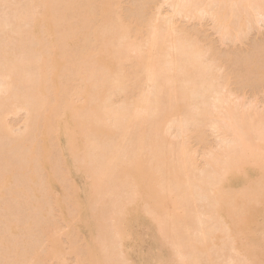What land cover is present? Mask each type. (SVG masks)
<instances>
[{
  "label": "bare ground",
  "instance_id": "1",
  "mask_svg": "<svg viewBox=\"0 0 264 264\" xmlns=\"http://www.w3.org/2000/svg\"><path fill=\"white\" fill-rule=\"evenodd\" d=\"M12 1L17 2V0H0V75L4 74V79L8 80V82H6L7 86H5V94L3 92L4 88L1 90L4 95H2L0 91V145L4 146L7 144L6 146L8 147L11 144V146H9L7 150H5L6 146L5 148L2 147L3 149L0 150V264H29L30 262L33 264L45 263L44 259H46L47 257L40 255L38 250L35 249L37 247V245L35 244H40V242L48 235V226L45 225L49 221L48 215L50 214L54 206L61 209L60 214L63 217V220L68 223L69 226H74V231H72V233L70 234V240L75 246L74 250L76 251V253L78 252L77 247L79 246V244L77 242H79V239L80 243L83 242V244H81L80 246L84 249L79 246L78 250H83L82 252H84L85 250L87 251L81 253L80 256L83 255L84 257H88L92 260V264H109L111 262L114 264H130L131 261L134 262H131V264H146L144 263L145 260L137 255L138 253L136 251L131 249V247L133 246L137 247L136 244L138 243L136 242V239L137 241H139V237L141 235V233H136L135 231H132L133 233H129V231H131L132 229L131 227H133L129 224V215L130 211L132 212L135 209L138 210L135 207L136 205L133 206L134 204H137V201H143L146 203H143L145 204V209L142 212H145L149 217H151V221H153V223H155L157 227V233L160 235L162 243H164V246H166L170 251L168 253V256H164L162 257V259H158L159 261H161V263L200 264V261H202L203 263H201L205 264L208 263L207 260L209 259L210 264H215L214 261L211 260V258H213L215 254H220L224 251H222V249L219 251V249L215 247V244L218 245L217 241H219L218 243H220L221 240L222 242L224 241L222 238L219 239V234H222V232H228L227 235L230 236L229 234H231L234 224L232 222V219L226 214V212L222 210V213H218L217 211H219L220 209L215 206L216 208L214 210V206H212L211 208L208 203L211 204L210 202H215L217 199H221L222 201L226 200L227 198L225 199L224 197L227 196L226 194H228L229 191H232L234 194H237L238 192L240 193L242 190H244V188L248 187L249 181L253 178L254 172H262V167L264 166V164H260L262 167L259 165L262 169L261 170L259 166H256L258 164L252 165V162H264V113L260 112L261 110L255 111V116L253 117L254 119H252L254 120V123L252 121V124L250 125L249 123L248 125V122H246L244 119L246 118L245 114L240 115V109L238 113L236 111L237 106L233 107L232 101V105L229 103L230 98L228 97L231 96H229L228 94V96L226 97L227 93H223L222 90L218 91V88L215 89V81L217 83L220 81V75L217 70H215V66L213 67L209 62L208 64L207 62H205L206 60L203 61V58L205 59L206 57L203 56L205 54L200 50V48L195 45L198 48L196 49L195 47L194 49V43L193 45L192 42L190 45L188 44L190 42L185 43L188 40L185 39V41L184 38L181 39L182 37L180 38L175 33L174 36L177 35L178 39L176 37L175 39L174 36H170V34L173 35V33L171 32L169 35L162 34L164 29L162 30V33L160 32V30L163 27L159 25L158 28V24L154 21L157 26L154 25L155 27H152L153 29L150 30L151 34H148V36H150L149 38L147 37L148 39L145 43L148 44V47L152 52H154V50L156 51L157 49V52L160 50L162 52V49L165 52H169L167 55L166 53H164L165 55L162 53L165 56L162 57L160 52H154L153 55L152 52L148 50V52L150 51V54H152V56L148 57V61L146 60L147 65L144 69L147 75V81H145V85L146 83L148 85V87L146 88V93H143V95L142 92L140 95L135 94V99L136 95L140 96V98L137 97L139 101L136 100L138 101L136 103L139 104H137L138 106L135 107V109L133 108L134 105H131V110L130 106H127L128 104H125V106L123 105L125 108L123 109V111L122 109L121 111H119L120 107L118 109H113L114 112H116L117 110L119 111H117V115L114 114V117V115H111L113 113H110L108 110L104 111L106 108L105 102L106 99L107 102L109 101L107 98V93L108 90L110 92L111 86L109 87L108 84H110L111 78L114 79V77L117 76L116 62L119 54L122 53L120 51H122L123 49H120V47L118 54H116V50H118L117 43L119 44L122 39H124L123 33L125 32L121 33V41H118V36L120 34H112L113 31L111 30L113 29L107 26L98 29V26L96 25V17L98 14L102 19H107L112 13L111 0H56L57 2H59L57 3L55 1L51 5L48 4L47 0H18L19 3H17L19 5L20 1L21 3L24 2L23 5L21 4L22 7L17 5V8H9V6L13 4ZM145 1L146 0L142 1V3L139 2V6H143L144 4L146 5L145 7L140 6V10H142V8L145 9L150 6V0H147L146 3ZM194 1L196 2L197 0H166V2L172 3L171 8L175 10V13L177 15H182L183 7H185V5L194 3ZM234 1H232V3L230 2V4L232 5ZM237 1L234 2L236 3V5L239 3ZM247 1L249 2L247 3ZM247 1L244 4L247 3V5H249L251 0ZM148 2L149 5L147 4ZM212 2L214 4L216 0H212ZM225 2L223 3V0H219L218 4L222 3L224 4V7L228 6V2ZM252 2L256 3V0H252ZM262 2L264 1L262 0ZM8 3L11 4L8 5ZM240 3L238 5H241L242 7V5L244 4ZM197 4L194 3V5ZM204 4L206 5L205 7L208 8V4ZM220 4L214 5L220 7ZM251 4L253 8L256 7V4L255 7L254 3ZM259 4H261V0ZM211 5L212 3L210 4V8ZM262 5L264 4L262 3ZM258 6L259 8L261 7L260 5ZM3 7H5V9L9 8L10 12L8 13V9H6L7 13H4ZM224 7L221 6L222 9ZM232 7L235 11V7ZM251 7L250 9L252 11ZM37 8H41L42 10L39 15H37L35 12V9ZM134 8H137V12L135 11V13L137 15L140 14L139 16H143V18H145V14H149V12L145 13L146 9L144 11H140L137 5ZM221 8L219 10H221ZM227 8L229 9V7ZM236 8L242 10L240 6H236ZM248 8L247 6L245 7L246 10ZM135 9L131 8V10ZM228 9L226 10V12L232 10ZM245 9V14L246 12L250 11L249 9L248 11H246ZM189 10L191 11V9ZM225 10L222 11L225 12ZM241 10H239L240 13H242L243 11ZM255 10L256 8L253 9V11ZM259 10L264 13V10H262V8ZM146 11H148V9ZM234 11L232 10L233 14H235ZM255 12L258 13L257 10ZM261 12L259 13V15L255 16L257 17V19L263 14H261ZM184 13L186 14V11ZM240 13L238 12L237 14ZM57 14H60L64 18H68L70 20L74 19V17L77 18L80 22L81 27H72L70 24H68L67 27L60 26V34L57 39L56 35L54 34L53 26L50 23L52 19H55ZM148 14L146 15V17L148 16ZM207 14L209 15V13ZM247 14L249 16L252 15H250V12ZM153 15L156 16L155 14ZM153 15L152 17H154ZM161 15L162 14H158V16ZM253 15H255L254 12ZM263 17L264 16H262V18ZM218 18L219 20H222V16L217 17L216 20H218ZM224 20L226 23V17H223V23ZM156 21L158 20L156 19ZM169 21H166V24H169ZM225 23L224 25H226ZM221 24L222 22L219 24L220 27H223V25L221 26ZM234 24L233 26L232 23L231 25H229L233 28H236L237 26H235L236 24ZM229 25H227L229 28L227 26L225 27L232 30ZM25 27H27L26 31L28 28H30L28 29V32H22L23 28L25 29ZM108 28L111 33H109ZM219 29L221 30V28ZM226 29L223 28L222 30H225L226 32L228 30ZM172 30L173 29L171 28V30L169 31ZM230 30L228 31V33H231ZM106 33H109V36L111 34L115 35H111L112 38L118 35L116 37L118 38V40L112 39V50H109L110 46H108L107 48L105 46L107 45L106 40H109L111 38V36L108 37V34L106 35ZM222 34L224 35V32ZM225 34H227V32ZM16 35L17 37H19L16 38ZM43 35H45V37H52L50 48L51 51L49 49L47 53H45L43 49ZM124 36L126 38V35ZM91 37L93 38V42L91 40ZM81 38L85 41V43L83 45L76 46L75 44L79 42ZM112 40L110 39L109 41L111 42ZM114 41H117V46L115 45ZM166 42L167 44L169 43V48L167 50H165V46H163V43L165 45ZM97 43L102 44V46L99 45L98 47L101 46V48H97L95 50V48L97 47L95 44ZM93 45L95 46V48H92ZM135 45L133 46L135 50H137L139 47L141 48L140 45L136 49ZM115 46L117 49L114 51L113 49H115ZM121 46L125 47L126 45L124 46L122 43ZM160 46L164 48H158ZM198 49L200 50L199 52L196 51ZM65 51H69V53H72V56L70 55V57L72 58L73 62L78 65V69H73L72 72L76 73L78 76L77 78L85 84V88L83 89V91H81L83 101L76 106H71L72 103L67 102L63 108L61 115L60 112L56 110V107L59 105V101L56 102V107L52 108L50 110V113L46 111L45 118L43 119V125L41 126V133L45 138V142L41 147L37 148V143H32L31 145H29L28 139L26 137H22L21 139L17 138L13 142V144H8V141L6 142V138L10 137V131H8L9 126L7 124H4L6 120H3V117L12 111H16L19 109L26 110L29 114L28 121H26L27 127H30L31 131L35 127L37 128L36 130H39L40 122L37 118L41 115L43 97L48 95L46 77L47 70L48 68H51L50 91L52 94H55L57 96L59 89L57 77L60 72V67L64 63L63 60L65 59L64 56L62 59L61 53H65ZM85 51L87 52L85 53ZM128 51L131 52L132 56V52L134 50L131 48L128 49ZM139 51L140 49L135 52V54L138 53L136 54L138 58L140 56H144L141 55ZM115 54L117 55V59ZM122 54H125L124 51ZM136 55L135 57L137 59ZM200 57L202 61L200 60ZM142 58L145 59V57ZM199 61L201 63H199ZM202 62L211 65V68L210 66L208 67ZM259 63L261 65L262 62L259 61ZM257 66H259L258 63L256 67ZM213 68L214 71H216L215 73H217L216 75H214V73L212 74ZM40 69H42V71ZM43 71L45 74L43 73ZM3 76L1 75L2 78ZM198 76H200L201 78H199ZM195 77H198V79H195ZM263 77L264 73L263 76L259 78L260 81L262 79L261 86H263L264 84ZM200 79L201 81L198 83L197 81H199ZM215 79L219 80L217 81ZM68 80H66V82ZM115 81L118 82L120 81V79ZM260 81L257 80V83L259 82L258 87H260ZM138 82L139 81H137V84ZM217 83L216 85L219 86L220 84ZM224 87L225 86H222V88ZM210 93L212 94V96H208L211 95ZM208 97H210V99L212 97V99L208 100ZM191 100H195L197 102L195 103L193 101L191 103ZM190 106L192 107V110L187 113ZM186 109L188 110L186 111ZM236 113H238V115L240 116H238ZM107 115L109 116V118L111 116L113 118V122L111 120L112 118L109 119V122L111 120V124L109 122L106 123V120H104V116L106 117ZM116 116L117 119H115ZM196 116H201L203 118L199 119L201 117H198L199 120H197L195 118ZM194 118L198 121V123L203 122L207 124V121H212V127L216 128L217 132L227 131L229 130L228 128H230L229 132H224V135H222V133H218L222 136H225L227 133L225 137H227L228 134L230 137L232 133L233 136L231 135V137H233L234 139L230 137L231 142L229 141V143L227 140L228 137L225 138V144L228 143L232 145V141L234 140V144H236V147L238 148L237 150L240 151L241 156L246 159L245 166L244 162H239V158L241 156L239 157L240 154H237L238 151L232 149L234 144L232 145V147L223 144V146L225 145V147H227L225 148L222 146V149L224 148L223 150H221L222 152H219V155L213 154L215 155V157L213 158V156H211V161H209L210 159L208 160V163L212 167L213 171L210 170L211 173H209V179L206 178V176L208 177V175H204V180H206L201 181L203 180L201 179L199 182L200 184H202L203 182L205 183L207 181L206 184L209 183V187L212 186L216 188L214 191H216L217 193H214L219 195L218 198L216 195L217 199H214L213 196L215 194L213 193L212 189V193H210V195L213 194L211 196L213 200L209 201L211 200V198L208 200H204L208 205L206 207H210L215 211L211 214L209 213L211 209L206 213L207 209L205 208V206H200L196 202V198L193 199V201H195L192 204L190 202L191 199H188L187 196L180 194L181 192L179 190H181L182 187H185L190 182V175H188L190 172L189 169H186L190 167L191 164L186 161L181 166L182 162H179L180 164L178 166L180 169L178 168V166L175 169V164H172V162L170 164V160L172 159L173 155L174 159L177 158L176 160H179V158L181 157L180 161L182 160V158L183 161L187 160V158L185 159L186 155H184L186 153L185 148L183 147L184 144L181 143V149H179L180 145L179 147L178 144L176 146V142L173 143V140L169 139V135L172 133V130L169 131V129H174L173 127H175L176 124H179L177 128H180L181 126V129L185 130V128L187 129V126L185 128L184 126L188 125V122H192ZM204 119L207 121H203ZM200 120L202 121L200 122ZM116 121L117 123L115 124H117V131L114 130L112 132L113 129L111 130V128H107V126L112 125L113 127L115 124L112 123ZM197 121L195 123H197ZM241 121H244L246 124L241 125L242 123H244L242 122L240 124ZM131 122H134L132 123L133 125L135 124V130H132V132L130 131V128H133V126H130ZM105 123L106 125H108L106 126ZM210 124L208 123V125ZM128 126L130 127L129 129ZM148 126L150 127L147 130ZM116 128L114 127V129ZM105 129H108V132H110L109 130H111V132L109 134H105ZM252 129L254 130L252 131ZM127 132H131V135L127 134ZM181 132L182 130L180 131V133ZM103 134L105 135L103 136ZM126 134L130 135V138L127 137V139H129L128 141L126 140ZM102 137L103 139L105 137L107 141L105 140L106 142H104L102 140ZM130 139H132L131 143L129 142ZM121 141L124 142V146L127 141L125 146L126 149L123 145L121 146ZM129 143L131 144V146ZM128 145L130 147H127ZM123 147V151L126 150V152L121 151ZM175 147H178V150L180 151L178 152L177 149L175 150ZM119 152L121 153V155L119 154ZM145 152H147L148 155L147 159H144L145 154L143 158L141 157ZM180 153L182 154L181 156H179ZM175 155H177L176 158ZM41 156L43 159V163L42 166H40V168L38 169L40 172L42 168V171L39 173L40 175L38 177L34 173H32L31 175L28 170L30 167H34L32 159H40ZM118 157L119 161L120 159L121 161L115 164L114 162ZM246 157L248 158L251 166ZM253 157L255 158L254 161ZM244 159L242 158L240 160ZM256 159H260L261 161L256 162ZM250 160H252V162ZM116 162H118V160ZM126 163H129L128 166L126 165ZM247 164H249L250 167H247ZM172 165L174 166L171 167ZM170 168L174 171L176 170V173L170 170ZM182 168H184L187 172L185 173L187 175H183V177L186 176L187 179L186 177L181 178L180 171L183 170ZM44 169L46 170V172H44ZM33 170L34 168H32V171ZM156 170L158 172L160 171L162 175H160V172L157 174ZM164 171H166L168 177L166 176ZM210 171L208 170V172ZM240 171L242 173H240ZM171 172H173L174 174H172ZM205 172V174H207V168ZM126 174L130 175L128 176V178L130 177L128 179V183L123 182L125 181V178H127ZM156 174L160 175L161 177L165 176L164 179L169 181V183L163 181V178H159L161 180L160 181L158 179L159 176L157 177ZM263 174L264 170L261 175ZM155 175L158 179L157 182H154V180H156ZM123 176L126 177L122 178ZM180 178L182 180L184 179L186 185L183 183H179L181 182ZM263 178L264 176L262 177V179ZM17 179L20 181H18ZM122 179L124 180L122 181ZM171 179H176L175 181H178L175 186H182L179 187L178 190L180 192H178V197L180 200L182 199L181 202L180 200H178V198H171V196H173V191L175 193V196L177 197L175 191L177 187H173L175 181L173 182V180ZM131 182H133V184ZM153 182L159 184L158 186H160L161 190L159 188H149L158 187L156 184V186H152ZM122 183H126L129 186L128 188V186L126 185L128 189L126 188V186H121V188H123L122 190L125 191L127 189L126 191H130L131 194L130 192L128 193L125 191L127 194H124L123 192L122 194L125 195V198H123V201V195H120L122 200L121 202L119 194H117L118 191H116L115 193L114 190L119 186L118 190L122 191L120 188V185H123ZM129 183H131L130 185L132 187L129 185ZM164 183H167L166 189H164ZM204 183L203 185H198H200L202 188L203 186L205 187ZM262 184H264V180ZM189 186H191V182ZM170 187H172V192L170 191L172 194L169 192L166 193L165 191L167 189H170ZM207 189L208 190L206 191V194L204 193L205 190L201 189V192H203L202 194L205 197L209 198V196H207L209 193L207 192L211 188L209 189L207 187ZM54 191H57L56 198L54 197ZM163 193L167 194V198L170 199L168 200L171 204L168 203V206H165L168 200L166 199V203L165 201H163V199L165 200L166 198L165 194ZM51 194L53 196V202L51 201ZM168 194L171 195L168 197ZM162 195L165 198L162 197ZM179 195H182L184 197H180ZM222 196L224 199H222ZM127 197H129L130 200ZM185 197L190 201H187ZM205 197L204 199H206ZM126 198L130 202L128 200H125ZM184 198L185 200H183ZM21 200H23V204L22 202L21 205L15 204L17 202L20 203ZM174 200H176V202H180L177 203L179 204V206H175V204L173 203ZM11 201L13 206L10 203ZM125 201L127 204H125ZM228 201L229 200L221 202L218 200L217 204H219L217 206H220V203L228 205ZM195 203L196 205L198 204V206L194 205ZM190 204L194 205L195 207L193 206V208L191 209L190 206L192 205ZM19 205H23L24 210H21L22 207L16 208ZM170 205L175 206V209L174 207L171 208ZM212 205L216 204L213 203ZM176 207H180L182 209H179L181 211H179L180 213L178 212ZM200 207H202L205 212ZM195 208H197V210ZM15 209H17L18 214H16V211L12 212ZM109 209H112L110 213L113 215V218L109 216L110 214H108V212L110 211ZM213 210H211V212H213ZM226 210L227 209L225 208V211ZM22 211L25 212L26 216L23 214L24 212L22 213ZM11 212L15 213L16 215H20V213H22L24 217L21 215L20 217L16 216ZM103 212L106 213L105 216H103ZM136 212L137 211H135V213ZM205 214H207L208 219ZM209 216L210 219H214V222H212L214 224V228L213 226L211 227L213 229L209 227V225L213 224L207 223L209 222L207 221L209 220ZM241 216L242 218L245 216V211L241 212ZM38 218H40V221H48H46V223H43L45 224L43 225V221L40 222ZM108 218H110L108 220L109 223L107 221ZM204 220H206L207 222ZM137 221V225H139L138 223L140 220ZM111 223H113V225ZM82 228H85L86 231L84 233L83 240H81L80 238V231ZM109 234H113V236L108 237L110 236ZM190 234H193L194 237L192 238ZM114 235L117 239H112L113 243L115 240H118L115 241L118 243L112 245V240L110 241V238H113ZM188 235L191 237V239L190 237H188V239H190L189 241L187 237H185ZM225 235L226 234H224L223 236ZM215 236H218L219 240H213ZM211 239L213 240V242L216 241V243L214 242L213 244ZM233 241V251L235 249H238L240 251L239 248L235 247L236 241L234 240V238ZM227 242L231 243V241L229 242L228 240ZM223 244L229 245L225 244L224 242ZM223 244L220 243V247L224 246ZM82 245H84V247ZM228 248L230 247H224L226 251L228 250ZM213 249H216L219 252H214ZM211 253L214 254L212 255V257H210ZM123 254H125L126 256ZM205 255L208 258L207 259L205 257L206 260L203 259ZM119 256L121 257V259ZM122 256H124L123 258L126 257V262L122 261ZM199 256L203 260H201ZM128 260L130 262H128ZM229 260L230 263L229 261H227L229 264L237 263V261L235 262L236 259H233L232 256L231 259L229 258Z\"/></svg>",
  "mask_w": 264,
  "mask_h": 264
},
{
  "label": "rangeland",
  "instance_id": "2",
  "mask_svg": "<svg viewBox=\"0 0 264 264\" xmlns=\"http://www.w3.org/2000/svg\"><path fill=\"white\" fill-rule=\"evenodd\" d=\"M21 1H23V0H21ZM21 1H20V5L18 4L19 3L18 0H17L18 3L12 1L13 2L12 5H10L11 3L10 4L8 3V5H10L9 8L10 7L11 8H13V7L17 8L16 7L17 5L22 7L24 2L21 3ZM55 1L56 0H47L49 5H51ZM142 1H144V0H142ZM142 1L141 0H111L112 13L110 14V16L107 19H102L101 16L98 14L97 17H96V25L98 26V29L107 26V27L113 29V30L110 29L111 31L114 32V33L112 32V34H115V33L118 34V35L120 34L119 36L117 35L119 37V40H118V38H116L117 36L112 38V36H115V35L111 34L112 35V36L110 35L111 36V38H110L111 40L112 39H116L118 41H121V39H120L121 33L125 32L123 34L126 35V38H125V36L122 34L124 39H122V41L119 44L122 45V43H123L124 46L126 45L125 47H126L127 50L125 49V47L119 45L117 43V41H114L115 45H116V43L118 45V46L116 45L118 47V50H116L117 49L116 46L114 47L115 49H113L114 51L115 50L117 51L116 54H118V51H119L120 47H121L120 49H122V48L125 49L126 52H125V50L122 49V51H120V52L123 53V51H124L125 54H122V53L119 54L118 59H117V55L115 54L116 55V59H117V62H116L117 63V66H116L117 74L116 75L117 76L114 77V79L111 78L110 79L111 82H110V84H108L109 87L111 86V90H110V92L108 90V93H107L108 97L107 98H108L109 101L107 102V99H106V102H105L106 103V108H105L104 111L108 110L110 113H113V114H111L112 116L114 114L117 115V111L118 110L117 111L115 110L116 112H114L113 109H118L120 107L119 111H121V109L123 111V109H125L124 108L125 104L126 105L128 104L127 106H130V108H131V105L132 106L134 105L133 108L135 109V107L138 106L137 104H139V103H136V102L139 101L137 99V97L140 98V96H137V95H140L141 92H142V95H143V93L144 94L146 93V91H147L146 88L148 87V85H147V83L145 85V81H147L146 80L147 79V77H146L147 75H146V72H145L144 69L146 68L148 57H151L152 54L154 55V52L156 53L158 49L156 51L154 50V52H152L150 50V48L148 47V44H146L145 42L150 36V35L148 36V34H151L150 30H152L153 29L152 27H155L154 25H156L155 23H157L158 24V28H159V25L161 27H163L162 29L160 28L161 30L159 29L161 33H162V30L164 29L162 34L169 35L170 32H171V33H173V35L170 34V36L173 37L174 33H175L180 38L182 37L181 39L184 38V40L185 39L188 40V41L185 40L186 41L185 43L190 42V43H188L189 45L191 44V42H192V45L194 43V49H195V47H196V49L198 47L200 48V50L205 54L203 56L206 57L205 59L202 57L203 61L206 60L205 62H207V63L209 62L210 64H212L213 67L215 66L214 67V68H216L215 70H217V72L219 73L220 76L219 75L218 76H219V79L221 81V82L220 81L218 82L220 84L219 86H221V83H222V86H225L224 87L225 89L222 88V86L219 87V86L216 85L217 82L215 81V86H216L215 89L218 88V91L222 90L223 93H227V95L225 94L226 97L228 96V94H229V96H231V97H228V98H230L229 99L230 100L229 103L231 104V101H232L233 105L232 104L231 105L233 107L237 106L236 111L238 113H239V109H240V115H244L245 114L246 118H244V119H245L246 122H248L247 123L248 125H249V123L251 125L252 121L254 123V120H252V119H254L253 117L255 116L254 112L258 111V110L259 111L261 110L260 112L264 113V84H263V86H261L262 79H261V81L259 80V78H261V76H263V73H264V17L262 18V16H264V13L261 12V10H259L261 8H262V10H264V8H263L264 5H262V3L264 4V2H262V0H261V4H259L260 0L259 1L256 0V3L252 2V0H251L250 3H249L250 6H249V5H247V3L249 2L247 0H244V1L243 0H238V1L235 0V1L239 2V3L241 2L240 4H244L247 1L246 4L242 5V7L244 6L242 8L241 5H238L239 3L236 5V3H234L235 2L234 0H230V1L229 0H223V3L225 1H227V2L229 1L228 2V6H225V7H224V4H222V3H221L222 5L219 3L220 7L219 6H215V5H219L218 4L219 0L218 1L216 0L217 4H216V2H214L215 5L213 4L212 0H206V1L205 0H200V1L197 0L196 2L194 1V3H196V4L199 3V2L201 3V1H202V3L201 4L199 3L197 5H194V3H192L190 5L189 4L185 5V7H183V9H182V11H183L182 15H177L175 13V10L171 8L172 7V3L171 2H166V0H150L149 1L150 2V6H149L150 9H149V7L145 8L146 10L148 9V11H146L143 8H142V10H140L141 7H145L146 6L145 4L143 6L140 5L141 7L139 6V4H140L139 2L142 3ZM146 1H145V3H146ZM151 1H152V3H151ZM232 1H234V2L231 5L230 2L232 3ZM149 2L147 3L148 5H149ZM204 3L208 4L207 5L208 8L205 7L206 5ZM211 3H212V5H211V8H210V4ZM251 3H254V7H255V4H256L255 8L258 11V13L255 12L256 10L253 11V9H255V8H253ZM4 4H7V3H4ZM8 5H7V7H8ZM136 5H137L138 8L140 7L139 8L140 11H144L145 10V13L149 12V14L147 13L148 16L146 17L147 14H145V18H143V16H139L140 14L137 15L135 13V11L137 12V10H136L137 8L136 9L134 8V7H136ZM258 5H260V6L262 5V6L259 8ZM4 6H6V5H4ZM221 6L224 7V8L222 9ZM232 6L235 7V11H234V8ZM236 6L237 7L240 6V8H242L243 11L241 9H239V8H236ZM246 6H247V8L249 6L248 9L250 11H248V9L247 10L245 9ZM257 6H258V9H257ZM213 7H214V9H213ZM227 7H229V9L233 8L232 10L235 12V14H233L232 10H229ZM230 7H232V8H230ZM250 7L252 8V11H251ZM3 8H4V13L5 12L7 13L6 9H8V13L10 12L9 8H6V9H5V7H3ZM131 8L135 9V10H131ZM160 8H161V10H160ZM220 8H221V10H219ZM226 8L230 11V13H229V11L226 12V10H227ZM186 9L189 11V13H188V11ZM189 9H191V11H193V12H191ZM238 9L241 10L242 13H240V11ZM244 9L246 11H248V12H246V14H245ZM222 10H225V12L222 11ZM41 11H42L41 8L35 9V12H36L37 15H39L41 13ZM185 11H186V14L184 13ZM236 11H237V13L239 12L240 14H237ZM249 12H250V15L252 14L251 16H249L247 14ZM253 12H254L255 15H253ZM260 12H261V14L262 13L263 14L261 15V17L259 16L260 18L258 17V19H257V17H255V16L259 15ZM207 13H209V15ZM141 14H142V12H141ZM153 14H155L156 16H154ZM158 14L159 15L162 14V15L158 16ZM143 15H144V12H143ZM152 15L154 17H152ZM246 15H247V17H246ZM219 16H222V18H221L222 20H219V18H218V20H216V18L219 17ZM223 17H226V19H227L226 23H225V20H224V23L226 25H224V23H223ZM154 18H156L158 21H156V19H154ZM154 21H155V23H154ZM166 21H169L171 24L169 22H167V23H169L170 25L166 24ZM221 22H222L221 26L223 25V27H220V25H219ZM50 23L53 26L54 34L56 35L57 39H58L59 34H60L59 33V28H61L60 26H62V27L66 26L67 27V25L70 24L72 27H79V26L81 27L80 22L78 21L77 18L74 17V19L70 20L68 18H64L60 14H57L55 19H52V21ZM231 23H232V26L235 23L236 25L235 24L234 25L237 26V27L233 28L232 26H230ZM227 25H229L232 28V30L228 29L229 27ZM225 26H227L228 28L225 27ZM26 28L27 27H25V29L23 28L24 31L22 30V32H28L29 31L28 29H30V28H28L27 31H26ZM109 28H108V31H109ZM171 28L173 30L169 31V30H171ZM219 28H221V30ZM223 28L224 29H226V28L228 29V30L226 29L227 30L226 31L227 34H225L226 33L225 30L224 31L222 30ZM229 30L231 31V33L229 32L230 35L228 33ZM111 31H109V33H111ZM167 32H168V34H167ZM221 32L222 33L224 32V35ZM109 33H106V35L108 34V37H110ZM177 35H175L174 38L176 37L178 39ZM226 35H228V36H226ZM15 37L18 38L19 36L17 37V35H16ZM42 39H43L44 52L47 53L48 50L51 48V39H52V37L51 36L45 37V35H43ZM91 40L93 42V38L92 37H91ZM109 40L108 39L106 40V44L107 45H105V46H106V48L108 46H110L109 50H112L113 47H112L111 43H113V40L111 42ZM108 41H109L110 44L108 43ZM84 43H85V41L81 38L79 40V42H77L75 45L79 46V45H83ZM133 44L134 45L136 44L135 45L136 49L140 45H141V48L143 46L142 52H141V48L140 47L138 49H140L139 53H141V55H144L142 57H145V59L142 58L141 56H140L141 58L139 57L140 59L138 58V56L136 55L138 53L135 54V52H137L138 49L135 50L133 48V46H134ZM145 44H146V46H145ZM95 45L97 46L96 48H95L94 45L92 47V48H95V50L97 48L100 49L101 46H102V44H100V43H97ZM99 45H101V46L98 47ZM195 45H197L198 47L195 46ZM163 46H165V48L161 47V46L158 47V48H160V49L164 48L165 50H167L169 48V43L167 44V42H166L165 45L163 43ZM131 48L134 50L133 51L134 53L132 52V56H131V52H130L132 50L128 51V49H131ZM92 50H94V49H92ZM148 50H150L152 52V54H150V51L148 52ZM200 50L198 49L196 51L199 52ZM50 51H51V49H50ZM89 51H90V49H89ZM86 52L87 51H85V53ZM159 52L161 53V55L163 57L165 55L164 53H166V55H167L169 51L165 52L162 49V52L160 50L157 53H159ZM70 53H69V51L68 52L65 51V53H61L62 59H63V56L65 57V59L63 60L64 63L60 67V72H59L58 77H57L58 84H59V89H58L57 96L55 94H52L51 91H50L51 68H48V70H47L46 77H47V92H48V95L43 97V106H42V109H41V115L37 118L39 120V122H40L39 130H36L37 128L35 127L31 131L30 127H27L26 121H28L29 114H28V112L26 110L19 109V110H16V111H12V112L6 114V116H4L5 119L3 117V120H6V122H4V124H7L9 126L8 127V131H10L9 132L10 133V135H9L10 137H8L9 140H8V138H6V142L8 141V144L9 143L13 144V142L17 138L21 139L22 137H26L28 139V144L29 145H31L32 143H37V148L41 147L42 144L45 142V138L42 136V133H41V130H42L41 126L43 125V121H44L43 119L45 118L46 111H48V113H50V110L52 108L56 107V102L59 101V105L56 107V110L58 112H60V115H61L62 111H63V108H64V106L66 105L67 102H71L72 103L71 106H76V105L80 104L83 101L82 100V96H81V91H83V89L85 88V84L83 82H81L80 79L77 78L78 76H77L76 73L72 72L73 69H75V70L78 69V65L73 62L72 58L70 57V55L72 56V53L71 54ZM202 54H201V56H202ZM120 55H121V58H120ZM135 55L137 56V59H136ZM200 60H201V57H200ZM257 60L262 62L261 65H260L259 61H257ZM211 61H212V63H211ZM199 63H201V62L199 61ZM202 63H204V62H202ZM257 63L261 67H259V66L256 67ZM204 64H206V63H204ZM208 64H206V66H208V67L210 66V68H211V65H208ZM214 68L212 69V71H213L212 74L214 73V75H216L217 73H215L216 71H214ZM40 70L42 71V69H40ZM43 73H44V71H43ZM1 75L3 76L4 74H1ZM1 75H0V91L4 88L3 92L5 94V90H6L5 86H7L6 82H8V80L4 79V76L2 78ZM198 77L201 78L200 76H198ZM198 77H195V79L196 78L198 79ZM118 79H120V81H118V82L115 81V80H118ZM219 79H215V80L218 81ZM263 79H264V77H263ZM66 80H68V81L66 82ZM257 80L260 81V87H258L259 82L257 83ZM137 81H139L138 84H137ZM200 81H201V79L199 81H197V82L199 83ZM263 83H264V80H263ZM3 92L1 91L2 95H4ZM211 93H212V91H211ZM135 94H137L136 95V99L134 98ZM208 96H212V94L208 95ZM211 99H212V97H211ZM211 99H210V97H208V100H211ZM136 100H138V101H136ZM193 101L195 103L197 102L195 100H191L190 102L192 103ZM107 103H108V105H107ZM231 105H229V106H231ZM190 107H189V110L186 109V111L188 110L187 113L192 110V107L191 108ZM131 110H132V108H131ZM241 110L244 111L245 113L242 112ZM104 113H107V112H104ZM238 113H236V114L238 115ZM115 115H114V117H115ZM240 115H238V116H240ZM107 116L106 117L104 116V118H105L104 120H106V123H108L109 119L112 118V116L110 118H109V116L108 117ZM198 117H201V116H198ZM198 117L196 116L195 118L197 120L203 118V117H201V118L198 119ZM107 118H108V121H107ZM195 118H194L195 121L192 119L193 120L192 121L193 124H192V122H188V125L184 126V128L187 126V129L185 128V130L181 129L182 128L181 126H180V128L179 127L177 128V126L179 125V124L178 125L176 124L177 122L175 123L176 124V126H175L176 128L173 127L175 130L171 129L169 127L170 128L169 131L172 130L171 131L172 133L170 132L171 136L169 135V139H172L173 143L176 142L175 143L176 146H177V144H178V147L180 145L179 149H181V145L184 144L183 147L185 148V152L186 153L185 154L183 153V154L186 155V157L184 156L185 159L187 158V160H185V161H183V158L180 161L181 157L179 158V156L182 155L181 154L182 152L180 153V155L178 154L179 155L178 156L179 160H176L177 159L176 158L177 155H175L176 159L173 158L174 155H173V157L171 156L172 157V159H171L172 161L170 160V164H171V162H172V164H175V166L172 165L171 167L174 166L175 169H176V167L180 164L179 162H182L181 166L186 161H188L191 164V166L186 169V170L189 169V172H190L188 175H190V178H189L190 180L189 181L191 182V186H189L190 182H189V184H187L188 185L187 186L185 184V182H184V179L183 180L181 179V178H185L186 176L183 177V175L185 173H187L185 171V169L182 168L183 170L180 171L181 172V178H180L181 182H179V183L180 184L183 183L186 186L185 187L175 186L178 181H175L176 179H174V180L171 179V180H173V182L175 181V184H173V187H177L178 188V189L176 188V190L174 188V190L176 191L177 197L175 196V193L173 191V196H171V198L172 199L173 198H178V200H180L179 197H178V192L180 191L181 192V193L179 192L180 194H182L184 196H187L188 199H191V201H190V200H188L185 197L187 201H190L193 204L194 201L196 200V202L200 206H202V207L205 206V208L207 209V210L205 209L206 213H207L208 210H210L212 208V206H214L213 207L214 210H215L216 207H218L220 209L219 211H217L218 213L219 212L222 213V210H223L232 219V222H233L234 225H233V230H232L231 234H229L230 236L231 235L232 236L231 237L228 236L227 235L228 232L227 233L226 232L225 233L222 232L223 235L226 234L227 236L226 235L223 236L221 233H220L221 235L219 234V239L222 238L224 240L223 242L225 244H229V245H224L222 240H221L220 243L223 244L224 246L220 247V245H219L220 243H218L219 241H217V240H219L218 236H215L214 237L215 239L213 238V240L217 239L216 241H217V244L219 245L220 248L216 244H215V247H217V249H219V251L221 249H222V251L224 250L223 252H221L219 254L218 250L213 249L214 252L218 251L217 253L219 254V255L218 254L214 255V254L211 253L210 257H212V255H214L213 256L214 259L211 258V260L214 261L215 264H225V263L229 264L230 263L229 258L231 259V256L233 257V259L234 258L236 259L235 262L237 261V263H235V264H264V184H262V182L264 180V178L262 179V177L264 176V174L261 175V173H263L264 166L262 167L260 165L261 163L264 164V162H262L260 159L259 160L256 159L257 160L256 162H258V161H261V162L260 163L259 162L258 163H254V162H252V160H250L252 162V165H255V164H258L256 166L260 165L263 168V170H262L261 167L259 166L260 169L262 170V172H258V171L254 172L253 173V178L250 179L248 187L244 188V190H242L240 193L238 192L237 194H234L232 191H229L228 194H226L227 196L224 197L225 199L227 198L226 200H229L228 201L229 202L228 205L220 203L221 205L217 206L219 204V203L217 204L218 200L221 201V202H224L226 200L222 201L221 199H217L219 197V195L215 194V193H217L216 191H214L216 188H214L212 186L209 187V185H208L209 183L206 184L207 181L205 183L203 182L204 185H205V187L203 186L204 189H203V187L201 188V186H200V185H203V183L200 184L199 181L201 179H203L201 181H205L206 179L204 180V178H205L206 175H208V177L206 176V178L209 179V175H210L209 173H211L210 170H212V167L209 165L208 162L211 161V158H212L211 156H213V158H214L215 155H213V154L219 155V152H222L221 150L224 149V148L222 149V146H223V144L226 143V139L225 138L228 137V139H227L228 142L229 141L231 142V138H233V137H231L232 133L230 135L231 138L229 137V134H228L227 137H225L227 135V133H226L225 136H222V135H224V132H227V131L229 132L230 128H228L229 130H227L226 129L227 127H226L225 129L227 131H221V132L218 131L219 133H222V135H220L217 132V129L212 127V125H213L212 121H207V120L204 119L203 121H205V122L207 121L206 122L207 124H205L203 122L202 123H198V121ZM115 119H117V116H116ZM246 119L249 120V121H247ZM111 120L113 122V118ZM111 120H110V122H111ZM196 121H197V123H195ZM201 121L202 120H200V122ZM242 122H244V121H241L240 124ZM106 123H105V125H106ZM115 123H117V121L112 123V124H115ZM132 123H134V122H131L130 123L131 125L130 124L129 125L133 126V128H130L128 126V129L130 128L131 132H132V130H135L134 129L135 124L133 125ZM208 123L209 124L211 123L210 124L211 126L208 125ZM243 124H246V123L244 122L241 125H243ZM7 125H6V127H7ZM115 125L113 127H112V125H108L107 128H111V130L113 129L112 132L114 130L117 131V128H116L117 124H115ZM114 127L116 129H114ZM149 127L150 126L147 127V130H148ZM245 127H246V125H245ZM107 130L105 129V131H106L105 134H107V133L109 134L111 132V130H109L110 132H108ZM181 130H182L183 133L182 132L180 133ZM253 130L254 129H252V131ZM30 132H31V134H30ZM131 132H129V133L127 132V134L131 135ZM105 134H103V136ZM127 134H126V140L128 141L129 139H127V137L130 138L129 137L130 135H127ZM105 137H104V139L102 137V140L104 142L107 141V139ZM123 141H121L122 142L121 146L125 142V141L124 142ZM127 141H126V143H127ZM131 141H132V139H130L129 142L131 143ZM4 143H5V141H4ZM126 143H125V146H126ZM232 143L233 144L235 143L234 140L232 141ZM154 144H157V143H154ZM6 145H4V146L0 145L1 146L0 150L5 148ZM225 145H227L229 147H232V145L228 144V143L225 144ZM225 145L223 147H225ZM9 146H11V144ZM130 146H131V144H130ZM130 146L128 145L127 147H130ZM8 147L6 146L5 150H7ZM124 147L121 149V151H123ZM178 147H175V150L176 149L178 150ZM125 149H126V147H125ZM232 149H234L235 151H238L237 150L238 148L236 147V144H234ZM10 150H11V147H10ZM124 151L126 152V150H124ZM179 151L180 150H178V152ZM238 152H240V151H238ZM238 152H237V154H240L239 155V157H240L241 156V152L240 153H238ZM119 154L121 155L120 152H119ZM144 154H145V156H144ZM143 156H144V159H147V157H148L147 152L143 153V155L141 157L143 158ZM241 157L239 158V162L242 161V162L245 163L246 159H244V157H242L244 160H240V159H242ZM117 160H118V162H116ZM175 160H176V162H175ZM254 160H255V158L253 157V161ZM116 161L114 162L115 164L119 163L121 161V159L119 161V157H118L116 159ZM247 161L249 162L248 158H247ZM32 163H33L34 167H30L28 171H29V173L31 175H32V173H34L38 177L40 175L39 173L42 171V168H41L40 172L38 170L40 168V166H42V163H43L42 156L40 157V159L39 158L32 159ZM207 163H208V165H207ZM128 164L129 163H126L127 166H128ZM249 164H250V162H249ZM249 164H247L248 165L247 167L251 166V164H250V166H249ZM245 166H246V163H245ZM32 168H34L33 171H32ZM178 168H179V166H178ZM206 168H207V174H205L206 173L205 172ZM170 170L174 171L171 168H170ZM208 170L210 172H208ZM166 171H164L165 174H166ZM175 171H174V173H176ZM44 172H46L45 169H44ZM159 172L157 171V174ZM171 173L174 174L173 172H171ZM240 173H242V172L240 171ZM127 174H126L127 178H125V181H123L124 179H122V181L126 182V183H128V179L130 178V177L128 178V176H130V175H127ZM165 174H163V175H165ZM156 175H155L156 180H154V182L155 181L157 182V180L159 178H163V181H166L167 183H169V181L164 179L165 176L164 177L160 176V175H162L161 172H160V175H157V177L159 176L158 179H157ZM185 175H187V174H185ZM126 176H123L122 178H124ZM166 176H167V174H166ZM126 179H127V181H126ZM131 179H132V177H131ZM186 179H187V177H186ZM18 181H20V180H18ZM208 181H210V180H208ZM154 182H153L152 186H154L156 184ZM126 183H122L123 185H120V188H121V186H123V187L126 186L127 185ZM131 183L133 184V182H131ZM131 183H129V185ZM167 183H164L165 184L164 189L167 188L166 187ZM198 184H200V185H198ZM156 185L158 186L159 184H156ZM127 186H126V188H127ZM179 187H182V189L180 188L181 190H179ZM207 187L209 189L211 188L207 192V193H209L207 195V196H209V198L205 197L202 194L203 192H201V189L205 190L204 193L206 194V191L208 190ZM118 188H119V186L116 187L117 190L115 189L114 191H115V193H116V191H118L117 194H119V197H120V195H123L122 200L124 201V199H123V198H125L124 194L126 192H128L126 190L129 188V186L125 190L126 192L124 190H122L123 188H121L122 191H119ZM149 188H151V189H158L159 188L160 189V186H158L157 188L156 187L155 188L154 187L153 188L149 187ZM171 188L172 187H170V189H167L168 191L165 190L166 193H168V192L171 193L172 192ZM212 189H213V193L215 192L214 193L215 197L213 196V198L217 199L215 202L212 201L213 198L211 196L213 194L210 195V193H212V191H211ZM182 191H183L184 194L182 193ZM120 192H121V194H120ZM123 192H124V194H122ZM53 193H54V197L56 198L57 191H54ZM52 194H51V196H52ZM130 194H131V192H130ZM163 194H165V193H163ZM166 195L167 194H165L166 198L162 195V197L165 198V200L163 199V201H165V203L169 199V198H167ZM170 195L168 194V197ZM182 195H179V196L180 197H184ZM216 195H217V198H216ZM126 196H128V195H126ZM129 197H127V198H129ZM204 197L206 199H204ZM127 198L125 200H128ZM185 198L183 200H185ZM194 198H196V199L193 201ZM210 198H211V200H209V201H212L216 205H212L213 203L210 202L211 204L208 203V205H210L211 208L210 207L208 208V207H206L208 205H207V203H205L204 200H208ZM224 198L222 196V199H224ZM122 200H121V197H120V201L121 202H122ZM129 200H130V198H129ZM169 200L167 201L166 204L164 203L165 206L166 205L168 206L169 204H171L169 202ZM181 200H180V202H181ZM22 201L23 200H21L20 203L17 202L15 204L16 205L17 204L21 205ZM51 201L53 202V196H52V200ZM209 201H207V202H209ZM180 202L179 201L176 202V200L173 201L175 206H179V204H177V203H180ZM10 203L12 204V201ZM23 203L24 202H22V204ZM136 203L137 204H134L133 206L136 205L135 207L138 210L135 209L132 212L130 211V215H129L130 216L129 217V219H130V223L129 224H130V226H133V227H131L132 229H131V231H129V233H131L132 231H135L136 233H138V232L141 233V235L139 237V241H137V239H136V242L138 243V244H136L137 247L133 246V247H131V249L136 251L138 253L137 255H139L140 257H142L145 260L144 263H146V264H163V262L161 263V261H159L158 259H162V257L168 256V253L170 251H169V249H167L166 246H164V243H162L161 237L157 233V227H156L155 223H153V221H151V217H149L145 212H142L145 209L144 207H145L146 203L143 202V201L142 202L141 201H137ZM143 203H145V204H143ZM202 203H203V205H202ZM125 204H127L126 201H125ZM192 204H190V205H192ZM198 204L196 205V203H195L194 205L198 206ZM20 205L17 206L16 208L22 207L21 208V210H22L23 209V205L22 206H20ZM194 205L190 206L191 209L193 208ZM12 206H13V204H12ZM175 206L172 205L171 208L174 207V209H175ZM141 207H142V210H141ZM202 207H200V208L202 209ZM197 208H199V207H197ZM197 208H195V209L197 210ZM225 208L227 209L226 211H225ZM176 209L179 212L180 211L179 209H181V208L180 207L179 208L176 207ZM195 209H193V210H195ZM213 209H211V210H213ZM111 210L108 212V214H110L109 216L113 218V215L110 213ZM198 210H200V209H198ZM211 210L209 211L210 214L215 212L214 210H213V212H211ZM15 211H16V214H18L17 213V209L13 210L12 212H15ZM60 211H61V209L59 207H55L54 206V208L52 209V211L48 215L49 216V221L48 220H45V221L42 220L43 221L42 222V221H40L41 217L38 218L39 221L42 222V224L46 223V221H48L47 222L48 224L47 223H46V225L43 224L45 226H48V235L45 237V239H43L40 242V244L39 243L35 244V245H37V247L36 248L34 247V248L36 250H38L40 255H43L44 257H47L46 259H44L45 260L44 264H92V260L91 259H89L88 257H84L83 255L80 256L81 253H84V252H87V251L85 250L84 252H82L83 250H80V249L78 250L79 246L81 244H83V242L80 243L79 239H78L79 242H77L79 244V246L77 247V251L78 252L76 253V251L74 250L75 246L70 240L71 239V235L70 234L72 233V231H74L73 230L74 226H69L68 223H66L63 220V217L61 216ZM135 211H137L139 213H137V212L135 213ZM170 211H168V212H170ZM242 211H245V216L243 218L241 216V212ZM23 212L24 211H22V213ZM105 212H107V211H105ZM105 212H103L104 213L103 216L106 215ZM22 213H20V215L24 217L25 212L23 213L24 215ZM209 213H208V215H209ZM12 214H15V213H12ZM20 215H16V216L20 217ZM131 216H132V219H131ZM205 216L207 217V214H205ZM36 217H37V215H36ZM136 217H137V219H136ZM109 219L110 218H108L107 221ZM207 219H208V217H207ZM137 220L141 221V222L139 221V223H138L139 225H137V222H138ZM206 220H204V221H206ZM213 220L210 219V216H209V220H207L209 222H207V221L206 222L207 223H212V222H214ZM112 221H114V220H112ZM112 221H110V222H112ZM108 223H109V221H108ZM113 223H115V222H113ZM113 223H111V224L113 225ZM147 224H149V225H147ZM212 226L214 228V224L213 225H209L210 228ZM144 227H145V229H144ZM148 228H150V229H148ZM213 228H211V229H213ZM139 230H141V231H139ZM80 232H81L80 238H81V240H83L84 239V233L86 232L85 228H82ZM144 232H145L146 235L144 234ZM152 232H153V234H152ZM193 234L192 235L190 234V236H192V238L194 237ZM109 235L110 236H108V237H112L113 236V234L112 235L109 234ZM190 236L188 235V236H185V237H187V239H188V237H190ZM221 236H223V237H221ZM232 237L236 241L235 247L239 248L240 251L238 249L237 250L235 249L233 251L234 248L232 246L233 245V243H232L233 238ZM114 238H116L115 235H114L113 238H110V241L112 239H114ZM225 238H226V240H225ZM190 239H191V237H190ZM190 239H188V241ZM213 240H212V243L213 244H214V242L216 243V241L213 242ZM227 240L229 242L231 241L232 244L228 243ZM115 241H118V240H115ZM115 241L113 243V240H112V245L118 243V242H115ZM236 244H237V246H236ZM82 246L84 247V245H82ZM226 246L230 247V248H228L227 251H226L227 248L224 249V247H226ZM141 248H143V249H141ZM82 249H84V248H82ZM46 253H48V254H46ZM157 253L158 254L160 253V254L158 255ZM85 254H87V253H85ZM123 255H125V254H123ZM123 257L124 256H122V261L126 262L127 261L126 257L125 258H123ZM201 257H202V255H201ZM201 257H200V259H201ZM205 257L207 258V256L205 255L203 259L206 260ZM120 259H121V257H120ZM203 259H201V260H203ZM129 260H128V262H130ZM153 260H154V262H153ZM205 260H204V263H205ZM207 261H208V263H205V264H210L209 263V259ZM227 261H229V263ZM131 262H133V261H131ZM131 262H130V264H131ZM201 262L202 261H200V264L203 263V262L202 263ZM111 263H109V264H111ZM29 264H33V263L30 262ZM112 264H114V263H112ZM126 264H129V263H126Z\"/></svg>",
  "mask_w": 264,
  "mask_h": 264
}]
</instances>
